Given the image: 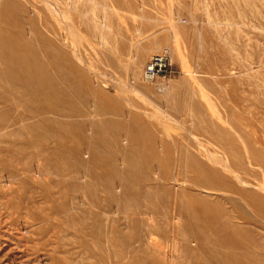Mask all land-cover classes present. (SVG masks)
Listing matches in <instances>:
<instances>
[{"label":"rangeland","instance_id":"rangeland-1","mask_svg":"<svg viewBox=\"0 0 264 264\" xmlns=\"http://www.w3.org/2000/svg\"><path fill=\"white\" fill-rule=\"evenodd\" d=\"M96 1L125 14L60 0L86 39L81 57L69 43L60 47L80 75L60 84L89 86L87 99L70 97L85 114L60 116V139L43 145L26 141L23 124L0 125V264L207 263L182 230L189 196L221 205L264 238L259 221L244 222L255 212L236 193L245 189L236 176L264 181V0ZM169 17L181 20L180 50ZM40 21L56 25L47 12ZM165 53L170 72L147 80V64ZM120 83L143 96L122 94ZM5 105L4 118L26 114ZM96 107L103 111L94 118ZM73 126L78 131L68 132ZM205 151L215 178L203 190L186 162L188 152L205 158ZM63 161L68 170H56Z\"/></svg>","mask_w":264,"mask_h":264},{"label":"bare ground","instance_id":"bare-ground-1","mask_svg":"<svg viewBox=\"0 0 264 264\" xmlns=\"http://www.w3.org/2000/svg\"><path fill=\"white\" fill-rule=\"evenodd\" d=\"M87 1L96 7L102 6L96 0ZM102 7L106 12L125 14L116 7L106 4ZM63 9L65 10V6L60 0H0V105H5L4 102L2 104L4 100L8 111L20 107L26 111V114L24 112V115L15 119L4 118V115H1L0 125L4 128L3 124H9L4 128L7 129L23 124L26 141L30 144L43 145L50 139L56 137L60 139V116L78 118L85 114L84 108L77 107L70 97L83 96L87 99L85 92L90 91L89 86L72 83L61 87L65 84H60V80L71 82L80 76L72 60L65 56L60 47L69 43L68 45L75 51V56L81 57L80 48L86 42V39L74 28L69 13L64 12ZM43 12H47L56 21V25L48 28L39 23L42 22L40 19ZM9 14L10 17L7 18ZM166 22L173 31L177 48L180 50L177 25L181 23V20L169 17ZM60 26L66 32L63 36H60ZM103 28L105 29V25ZM101 77L108 76L101 74ZM145 78L154 82L146 77V70ZM119 86L122 94L129 91L132 95L143 96L140 90L136 89V91L121 83ZM105 88L109 90L110 86L106 85ZM70 92L76 94L72 96ZM161 92H165V89L162 88ZM27 98L28 101L30 100L31 107L27 106L29 104L25 101ZM25 102L28 104L26 105ZM102 111L100 107L93 109L94 118L98 117L97 115ZM47 114L57 115L58 119L52 121L48 119ZM158 117L160 120H169L162 111L158 113ZM30 120L35 121L26 125V122ZM77 127L79 126L68 127L67 131L76 132ZM102 127L105 125H97L99 131ZM163 127L165 128V124ZM54 129L56 131L51 132ZM21 135V133H14L13 136L21 137ZM190 138H193L202 150L203 145L193 135H190ZM65 141L69 142L71 139L66 138ZM73 151L78 152L79 148ZM205 153V158L203 156L198 158L188 152L186 162V170L196 171L198 187L203 190L215 178V175L206 167L208 162H214V157L207 151ZM63 164L66 163L60 162V166L57 164L55 169L68 170ZM249 166L254 169L251 160ZM35 176L40 177L38 174ZM236 179L240 185L245 186V189L236 191L237 195L255 212L254 216L247 214V217H243L244 222L253 224L259 221L264 228V181L261 186H255L253 182H248L239 176H236ZM202 202L194 196H189L185 200L182 230L189 238L196 239L194 243L203 249L204 259L207 262L203 264H264V238L258 239L252 229L238 226L236 219L230 216L221 205H212L206 200ZM229 202L234 205L233 200ZM239 213H245V211L242 210Z\"/></svg>","mask_w":264,"mask_h":264},{"label":"built area","instance_id":"built-area-1","mask_svg":"<svg viewBox=\"0 0 264 264\" xmlns=\"http://www.w3.org/2000/svg\"><path fill=\"white\" fill-rule=\"evenodd\" d=\"M172 66L170 55L165 53L163 55L155 56L150 60L146 68V77L155 81L161 78L164 72H170Z\"/></svg>","mask_w":264,"mask_h":264}]
</instances>
